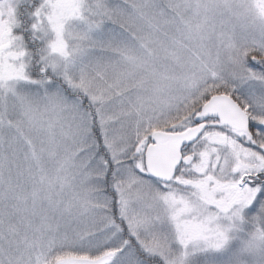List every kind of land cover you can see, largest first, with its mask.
<instances>
[{
	"label": "snow or ice",
	"instance_id": "snow-or-ice-1",
	"mask_svg": "<svg viewBox=\"0 0 264 264\" xmlns=\"http://www.w3.org/2000/svg\"><path fill=\"white\" fill-rule=\"evenodd\" d=\"M0 264H264V0H0Z\"/></svg>",
	"mask_w": 264,
	"mask_h": 264
}]
</instances>
